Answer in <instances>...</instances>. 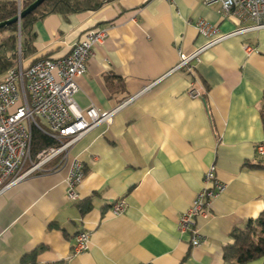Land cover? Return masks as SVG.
<instances>
[{"label": "crops", "instance_id": "0c3cea01", "mask_svg": "<svg viewBox=\"0 0 264 264\" xmlns=\"http://www.w3.org/2000/svg\"><path fill=\"white\" fill-rule=\"evenodd\" d=\"M201 21L220 35L253 25L204 0H117L35 24L36 53L27 64L66 57L89 31L108 28L78 80L82 109L111 111L143 94L74 147L86 172L77 201L68 199L65 169L0 194V264H28L41 248L36 264H230L224 253L233 232L264 210V28L239 32L174 70L180 55L208 44L196 28ZM192 83L201 98L190 96ZM212 165L226 190L208 218L196 219L203 244L195 248L180 219ZM89 198L92 209L83 214L80 203ZM117 203H124L119 215ZM81 232L90 234V247L76 255Z\"/></svg>", "mask_w": 264, "mask_h": 264}, {"label": "built area", "instance_id": "2783aa9c", "mask_svg": "<svg viewBox=\"0 0 264 264\" xmlns=\"http://www.w3.org/2000/svg\"><path fill=\"white\" fill-rule=\"evenodd\" d=\"M173 1V0H169ZM206 4L219 3L224 17L235 16L240 21L250 20L253 25L239 32L264 28V0H204ZM198 32L208 38V44L191 57L180 55L174 70L188 67L192 60L200 61L201 53L235 35H220L207 22L197 23ZM109 37L108 28L89 31L73 45L71 52L61 59H42L27 69L21 59L17 67L10 69L0 80V194L34 176L66 170L65 184L71 201L79 198L78 187L86 172L82 161L72 155L74 147L90 132L101 125L110 127L116 115L130 105L135 95L111 111L95 107L82 109L76 100L80 91L78 80L87 72V63L94 49L105 44ZM246 53H254L245 45ZM149 88L145 89L146 92ZM189 94L201 98V92L192 83ZM39 131L52 139L56 145L32 153L34 132ZM264 154V145L258 146ZM226 190V185L217 177V168L212 165L204 175V189L199 191L189 209L180 219L182 232L190 233L192 247H201L202 236L196 224L199 217L208 218L213 200ZM119 215L124 203L112 206ZM90 234L81 232L76 237L74 253L81 254L89 249Z\"/></svg>", "mask_w": 264, "mask_h": 264}, {"label": "trees", "instance_id": "16d2710c", "mask_svg": "<svg viewBox=\"0 0 264 264\" xmlns=\"http://www.w3.org/2000/svg\"><path fill=\"white\" fill-rule=\"evenodd\" d=\"M35 1L0 0V23L18 16ZM115 1L117 0H46L33 13L24 17L20 23L0 28V79L7 71L17 67L20 59L24 69L42 60L35 59L27 64V61L36 53L35 41L37 35L34 26L37 22L51 14H59L66 18L76 13L94 12ZM261 116L264 122V102L261 108ZM54 145L56 143L49 137L37 130L34 132L33 155ZM80 205L82 213H87L92 209L91 198L82 201ZM232 237L234 244L227 247L224 253L226 262L230 264H248L264 257V210L256 220L250 221L245 229L235 230ZM39 250L32 252L28 264H36V256Z\"/></svg>", "mask_w": 264, "mask_h": 264}, {"label": "water", "instance_id": "95a60500", "mask_svg": "<svg viewBox=\"0 0 264 264\" xmlns=\"http://www.w3.org/2000/svg\"><path fill=\"white\" fill-rule=\"evenodd\" d=\"M46 0H36L33 4H31L27 9L22 11L18 16L14 17L11 20L0 23V28L7 27L9 25L20 23V21L26 17L27 15L33 13L38 7H40Z\"/></svg>", "mask_w": 264, "mask_h": 264}, {"label": "rangeland", "instance_id": "374dc122", "mask_svg": "<svg viewBox=\"0 0 264 264\" xmlns=\"http://www.w3.org/2000/svg\"><path fill=\"white\" fill-rule=\"evenodd\" d=\"M1 80V79H0Z\"/></svg>", "mask_w": 264, "mask_h": 264}]
</instances>
